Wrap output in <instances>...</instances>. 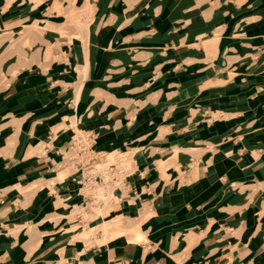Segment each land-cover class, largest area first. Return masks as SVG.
Instances as JSON below:
<instances>
[{"label": "crops", "instance_id": "0c3cea01", "mask_svg": "<svg viewBox=\"0 0 264 264\" xmlns=\"http://www.w3.org/2000/svg\"><path fill=\"white\" fill-rule=\"evenodd\" d=\"M54 4L0 0V264H264V0H77L65 34ZM78 129L134 151L97 207L141 242L78 237Z\"/></svg>", "mask_w": 264, "mask_h": 264}, {"label": "rangeland", "instance_id": "374dc122", "mask_svg": "<svg viewBox=\"0 0 264 264\" xmlns=\"http://www.w3.org/2000/svg\"><path fill=\"white\" fill-rule=\"evenodd\" d=\"M66 2H67V4H65L66 6H64L60 1L55 0V4L53 6V9L60 11V13L62 14L61 17L57 18L58 21H61L60 27L57 30V32H59L60 34H65L67 32L65 29L66 27H75V28L77 27L78 28V26H79L81 28L83 23L81 22L79 14H80V12L85 11V9L86 10L90 9L89 5L85 8L82 7L80 9L74 7V5H78L77 0H66ZM70 7H72V8L70 9ZM37 24H36V26L34 24V26H29V27L34 29L37 33L41 34L42 32H44V30H40L38 28V27H42L41 23H37ZM30 28L22 30L20 37L17 38L15 40V42L17 41L18 43H23V45H25L27 43L26 39L28 38V32H29ZM21 36H22V40H20V42H19L18 40L21 38ZM93 142L94 143H93V146L91 148L92 152L100 153V155H101V157L98 159V162L95 164L96 167H104V166L108 165L109 163H115L118 165V164H120L121 161L128 162L131 159L133 152H134L132 149L126 150L125 152L116 151L115 149L110 150L111 152L108 150L105 152H99L98 148H96L94 146V144L101 143V139L97 138V136H96L93 139ZM127 164L129 165V162ZM59 172H61L58 176L60 179L66 177L67 170H65L64 167H60ZM121 185H122L121 188H125L124 187L125 184L121 183ZM114 192L112 191L111 193L108 194L109 199H110V197H112V198L115 197ZM64 207H67V205ZM69 210H70V208H69ZM72 210L74 211V213L80 212L83 216L84 227H83V229L79 227L80 230H83V231L78 235V237H83L87 241L91 240V238L93 237V238H95L97 243H105V241H100L101 237L103 235V229H102L101 235L97 236L99 228L96 227L95 229H89V227L87 225L88 221H90L91 219H94V218L97 219V217H99V215H100L99 211L100 210L105 211L104 212V218L110 220L108 226L110 228L111 234L114 235L111 239L122 236V237H126V239H128V240H134V241H138V242L142 241V237L141 238L139 237L138 239L132 238V235H134V232L131 229L130 230L126 229L125 231H120V229H119L120 227H132L133 223L139 221L140 218L138 220L133 218L129 222L125 221L123 219V215L119 214V211H118V213H116L117 207L115 208L114 206L107 205V204L103 205L101 208H99L95 205H88L85 210L81 211L80 207H77L74 205ZM74 215H76V214H74ZM139 229H141V227H139Z\"/></svg>", "mask_w": 264, "mask_h": 264}, {"label": "built area", "instance_id": "2783aa9c", "mask_svg": "<svg viewBox=\"0 0 264 264\" xmlns=\"http://www.w3.org/2000/svg\"><path fill=\"white\" fill-rule=\"evenodd\" d=\"M94 138L91 131L78 129L73 133L65 155L62 154L64 164L74 165L80 170V180L85 189L81 211L88 205L98 206L108 201V194L121 189V183L126 185L127 177L133 172L126 161L118 165L109 163L104 167H96L101 155L91 150Z\"/></svg>", "mask_w": 264, "mask_h": 264}, {"label": "bare ground", "instance_id": "6f19581e", "mask_svg": "<svg viewBox=\"0 0 264 264\" xmlns=\"http://www.w3.org/2000/svg\"><path fill=\"white\" fill-rule=\"evenodd\" d=\"M84 10V9H83ZM69 11V10H68ZM88 12V11H87ZM74 13V12H73ZM81 19V18H80ZM80 24V23H79ZM38 25V24H37ZM36 26V24H35ZM81 26V25H80ZM58 179V177H57ZM104 212L103 210H100L99 213L101 215V218L103 219L102 223H101V228L103 229V235L101 237V240L100 241H105L107 242L109 239H111L114 235L111 234V231H110V228H109V221L108 219H105L104 218ZM148 218V217H147ZM146 221V220H145ZM141 220L133 223V226L132 227H120V231H125L126 229L128 230H132L134 232V235L137 237V239L140 237H142V231L141 229H139V225L141 224ZM33 225V224H32ZM31 225V226H32ZM129 226V225H128Z\"/></svg>", "mask_w": 264, "mask_h": 264}]
</instances>
